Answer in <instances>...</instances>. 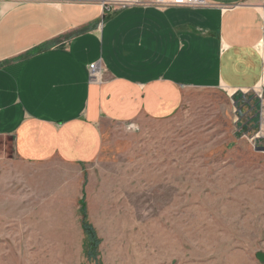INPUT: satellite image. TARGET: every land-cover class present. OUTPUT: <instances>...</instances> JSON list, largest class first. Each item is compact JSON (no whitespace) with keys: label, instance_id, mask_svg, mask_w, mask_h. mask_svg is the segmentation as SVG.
I'll return each mask as SVG.
<instances>
[{"label":"crops","instance_id":"crops-1","mask_svg":"<svg viewBox=\"0 0 264 264\" xmlns=\"http://www.w3.org/2000/svg\"><path fill=\"white\" fill-rule=\"evenodd\" d=\"M152 1L0 0V139L17 162L43 169L34 178L38 215L54 214L49 202L56 207L65 188L81 201L105 124L167 119L187 90L264 87V0ZM95 62L101 83L89 81ZM3 180L26 215L28 179ZM23 221L12 233L3 223L9 248L28 242Z\"/></svg>","mask_w":264,"mask_h":264},{"label":"rangeland","instance_id":"rangeland-1","mask_svg":"<svg viewBox=\"0 0 264 264\" xmlns=\"http://www.w3.org/2000/svg\"><path fill=\"white\" fill-rule=\"evenodd\" d=\"M231 93L187 90L167 119L105 124L81 201L65 188L56 207L49 202L54 214L35 213L43 169L17 162L0 139V230L9 222L12 233L27 216L33 244L9 248L0 237V264H264L256 257L264 255V134L251 139L264 127V87ZM16 176L29 181L26 215L4 193L3 179ZM83 208L94 259L85 255L89 229L81 246Z\"/></svg>","mask_w":264,"mask_h":264},{"label":"built area","instance_id":"built-area-1","mask_svg":"<svg viewBox=\"0 0 264 264\" xmlns=\"http://www.w3.org/2000/svg\"><path fill=\"white\" fill-rule=\"evenodd\" d=\"M152 4L161 6H186L192 8H202L209 6L206 0H154L152 1ZM87 68L89 81L92 83H101L102 74L104 72V69L101 68V65L98 62H95L89 64ZM259 120L264 121V101L261 102ZM259 131L254 135V137L251 138L252 140L257 138L259 134L261 136L264 134L263 125H260Z\"/></svg>","mask_w":264,"mask_h":264},{"label":"trees","instance_id":"trees-1","mask_svg":"<svg viewBox=\"0 0 264 264\" xmlns=\"http://www.w3.org/2000/svg\"><path fill=\"white\" fill-rule=\"evenodd\" d=\"M82 216H83V225L82 228H84L83 230L85 231V233L87 234V230L89 229L88 226L86 225V223L84 222L85 220V211L84 208L82 209ZM89 231L91 232V229H89ZM92 233V232H91ZM89 242H93L91 244H89ZM97 240L95 239L93 233L91 234L90 237L86 238V243H85V255L89 258V259H94V257L96 256V245H97ZM90 245V246H89Z\"/></svg>","mask_w":264,"mask_h":264},{"label":"water","instance_id":"water-1","mask_svg":"<svg viewBox=\"0 0 264 264\" xmlns=\"http://www.w3.org/2000/svg\"><path fill=\"white\" fill-rule=\"evenodd\" d=\"M256 257H257L258 259L264 261V255H263L262 253L258 252V253L256 254Z\"/></svg>","mask_w":264,"mask_h":264}]
</instances>
